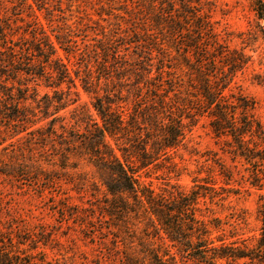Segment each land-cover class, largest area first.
<instances>
[{
	"label": "trees",
	"instance_id": "obj_1",
	"mask_svg": "<svg viewBox=\"0 0 264 264\" xmlns=\"http://www.w3.org/2000/svg\"><path fill=\"white\" fill-rule=\"evenodd\" d=\"M16 1L14 21L23 22L22 15L29 21L15 39L10 19L0 15V155L6 157L0 160V178L27 177L31 186L41 180L49 185L54 178L44 165L75 170L83 161L92 166V182L75 175L84 187L89 183L93 214L65 202L60 215L79 226L89 224L87 217L104 223L96 231L106 234L108 257L118 264H264V193L256 208L260 233L251 247L247 239L226 242L225 234L215 235L222 231L221 220L210 206L225 200L230 190L224 185L232 179L223 163L218 162L222 186L207 175L195 178L187 190L166 184L156 192L141 176L170 161L169 151L183 146L186 134L203 120L234 167H243L248 185L264 192V126L255 101L233 86L249 56L243 48H230L217 30L213 3L121 0L111 9L121 15H111L122 18L127 29L116 24L109 34L102 30L93 49L80 52L75 35L53 34L52 41L32 6ZM252 7L257 27L264 29V1ZM36 10L45 8L36 5ZM58 50L67 60L92 55L83 64L84 78L76 70L71 77ZM90 66L98 69L94 78ZM36 80L52 94L39 95L29 84ZM75 80L90 95L96 117L82 105L75 107L67 128L58 113L75 102L70 98ZM13 139L21 145L12 148ZM51 237L43 228L0 221V264H52L45 260V249L54 248Z\"/></svg>",
	"mask_w": 264,
	"mask_h": 264
},
{
	"label": "rangeland",
	"instance_id": "obj_2",
	"mask_svg": "<svg viewBox=\"0 0 264 264\" xmlns=\"http://www.w3.org/2000/svg\"><path fill=\"white\" fill-rule=\"evenodd\" d=\"M25 1L32 6L52 41H54L53 34L75 35L73 40H76L80 52H84L87 46L92 50L95 44L93 38L101 39L99 32L102 30L109 34L118 28L116 24L127 29L122 18H113L111 15H121V12L111 10L118 8L122 4L121 0ZM209 1L213 3L212 21L216 23L221 35L228 39L229 47L243 48L244 53L249 56V62L242 72L237 74L233 86L255 101V114L264 126V37L262 36L264 29L257 27L258 22L252 9L256 0ZM16 5V0H0V15H5L10 19V28L15 32L14 38L18 39L25 29L24 22L29 21V18L22 15L23 22H15L16 17L12 14L18 12ZM36 5L43 6L45 10L37 11ZM126 24L128 28H131L130 23ZM260 25L263 26L264 21ZM49 29H52L53 33ZM25 37L29 38L28 35ZM58 53L63 63L71 69V77H74L73 70L78 71L81 77H85L83 64L89 61L91 54L83 56L81 60H79L80 56L68 57L67 60L64 53L60 50ZM90 61V65L93 64L92 59ZM89 68L94 78L98 69L94 66ZM75 82L76 88L71 89L70 94L71 101L75 102L68 104L58 113L65 117L67 128L73 124L69 112L75 107L82 105L93 117H96L90 95L81 89L78 80ZM29 84L36 87L39 95L52 94V89L46 87L44 81L36 80ZM60 89L66 90V85L62 84ZM203 124L204 121L201 120L186 134L183 146L169 151L170 161L176 166L171 167L170 161H163L160 167L151 166L148 170L141 171L142 180L151 182L156 192L164 189L166 184L177 185L187 190L192 186L195 178H203L207 175L215 180L217 186H222L225 183L218 174V162L223 163L232 171V179L224 185L230 190L224 194L225 200L219 205L210 206L213 216L221 220L222 231L215 235L225 234L226 242L247 239L245 243L251 247L260 233L256 208L259 196L264 192L248 185L247 173L243 167L240 164L234 167L228 156L215 144ZM9 142L14 144L12 148L21 145V141H16V139ZM109 142L113 144L112 140ZM9 150L11 147H8V152ZM2 158L3 155H0V160ZM43 160H50V158L45 157ZM54 163L59 164L56 160ZM44 166L48 171L51 170L49 175L54 178L53 184L46 185V182L41 180L34 181L35 184L31 186L32 178H18L16 181L0 178V221L7 224L12 221L14 224L30 225L36 229L43 228L46 232H52L54 248L45 249V260L52 264H118L108 257L110 244L109 240L104 237L106 234L96 231L99 226H106L104 223H100L99 219L87 217L89 224L87 225L84 221V226H79L63 221L60 215L63 213L65 202L83 214H93L91 204L94 200L90 196L91 192L88 187L90 181H93V167L83 161L79 162V167L75 170H63L57 165ZM80 173L84 174L89 181L86 187L81 185L76 178V175ZM66 179L73 180V183H67ZM82 218H80L81 221L84 220ZM231 235L232 238L229 237Z\"/></svg>",
	"mask_w": 264,
	"mask_h": 264
}]
</instances>
